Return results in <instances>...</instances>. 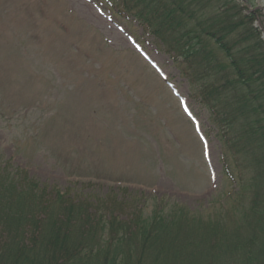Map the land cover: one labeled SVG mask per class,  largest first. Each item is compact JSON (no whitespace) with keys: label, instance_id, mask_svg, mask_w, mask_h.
<instances>
[{"label":"rangeland","instance_id":"1","mask_svg":"<svg viewBox=\"0 0 264 264\" xmlns=\"http://www.w3.org/2000/svg\"><path fill=\"white\" fill-rule=\"evenodd\" d=\"M158 43L110 0H0V153L52 191L114 190L123 215L210 206L221 144Z\"/></svg>","mask_w":264,"mask_h":264},{"label":"trees","instance_id":"2","mask_svg":"<svg viewBox=\"0 0 264 264\" xmlns=\"http://www.w3.org/2000/svg\"><path fill=\"white\" fill-rule=\"evenodd\" d=\"M110 1L155 37L207 111L224 185L204 208L163 201L123 215L128 203L114 190L82 199L52 191L0 153V264H264L263 9Z\"/></svg>","mask_w":264,"mask_h":264}]
</instances>
